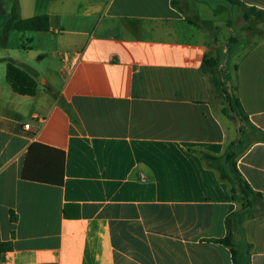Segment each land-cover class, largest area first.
I'll return each instance as SVG.
<instances>
[{"label":"crops","instance_id":"crops-1","mask_svg":"<svg viewBox=\"0 0 264 264\" xmlns=\"http://www.w3.org/2000/svg\"><path fill=\"white\" fill-rule=\"evenodd\" d=\"M178 1L18 0L22 19L52 26L5 33L14 0H0V238L12 244L0 264H234L217 242L230 218L241 264H264V216H234L242 202L200 157L235 143L264 199V22L245 19L264 0ZM235 24L245 40L223 33ZM229 43L239 49L220 67L246 123L224 115L202 72ZM46 58L61 61L60 82L31 67ZM3 59L37 74L36 95L12 90ZM35 143L65 152L62 186L22 178Z\"/></svg>","mask_w":264,"mask_h":264},{"label":"trees","instance_id":"trees-1","mask_svg":"<svg viewBox=\"0 0 264 264\" xmlns=\"http://www.w3.org/2000/svg\"><path fill=\"white\" fill-rule=\"evenodd\" d=\"M229 2L238 4L234 0H229ZM178 3V0H172L174 7L179 8ZM245 19L249 24L262 23L264 22V11L250 9L245 14ZM188 21L190 24L202 29H213L212 22L201 21L198 17H188ZM51 26V18L47 15L22 19L19 14L18 0H14L11 17L4 27V32L8 33L14 30L47 32ZM249 29L252 30V27ZM254 32L264 39V31L254 30ZM3 61H6V80L12 90L19 95H36L39 87L37 74L28 68L19 66L12 59H3ZM221 63L222 57L220 53H217L215 56L210 54L204 61L202 72L209 76L216 97L226 102L227 106L223 111L224 115L234 121L246 123L248 117L229 80L228 72L220 67ZM236 146L235 143L231 144L222 156L200 153V157L208 168L215 170L219 174L221 180L227 181L230 184L232 200L234 202H242L241 211L235 213L234 216H238L240 221L255 214L264 216V199L261 193L256 192L235 167ZM65 157L64 151L35 143L28 150L22 178L32 182L62 186L64 182ZM65 215L71 216L67 210ZM75 215L77 216L78 214ZM232 222L233 219H228V234L225 238L217 240V242L230 248L234 264H241V255L236 250L234 243L236 228L232 226ZM250 247L251 245H248V249ZM11 250L12 244L3 242L0 238V256Z\"/></svg>","mask_w":264,"mask_h":264},{"label":"rangeland","instance_id":"rangeland-1","mask_svg":"<svg viewBox=\"0 0 264 264\" xmlns=\"http://www.w3.org/2000/svg\"><path fill=\"white\" fill-rule=\"evenodd\" d=\"M2 20L4 21V18L0 17V22H2ZM246 24H249V23L246 22ZM227 32L228 33L230 32L231 35L233 34V36L236 37L239 40H241V39L245 40V37L243 36L244 33H243L241 27L236 25V24L232 27L231 30L226 29V28L223 29V33L224 34H226ZM213 45H214V43H213ZM222 46L223 45H219V46L217 45V47L216 46H214V47L215 48L219 47V49H221L220 50V55L223 58L222 62H224L223 60L225 58L226 59V63L229 64L231 59H232V55L239 49V44L229 43L227 45L228 49H227V51L225 53L222 52ZM20 54L21 55H26V53H24V52H20ZM30 65L37 72H39V74L41 75L42 78L50 80L51 82H52V80H54V82H56V83L61 81V77H60V75H58V72H59V69L61 68L62 64H61V61L58 58H51V59L46 58V59H44V60H42L40 62H38V61L31 62ZM48 71H50L51 74L48 73ZM42 81H43V79L40 80V84H42ZM232 125L234 126L235 123H232ZM3 226H4V224H3Z\"/></svg>","mask_w":264,"mask_h":264},{"label":"built area","instance_id":"built-area-1","mask_svg":"<svg viewBox=\"0 0 264 264\" xmlns=\"http://www.w3.org/2000/svg\"><path fill=\"white\" fill-rule=\"evenodd\" d=\"M26 128H29V125H26Z\"/></svg>","mask_w":264,"mask_h":264}]
</instances>
